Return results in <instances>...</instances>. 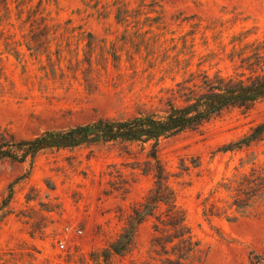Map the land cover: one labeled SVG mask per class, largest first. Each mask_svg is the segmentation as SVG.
Masks as SVG:
<instances>
[{
	"label": "rangeland",
	"instance_id": "1",
	"mask_svg": "<svg viewBox=\"0 0 264 264\" xmlns=\"http://www.w3.org/2000/svg\"><path fill=\"white\" fill-rule=\"evenodd\" d=\"M263 67L264 0H0V144L100 118L164 116L203 92L206 77L248 81ZM262 122L264 97L157 146L117 140L0 159V264H94L159 167L199 242L189 264H264V201L237 214L222 186L264 166V134L219 150ZM154 222L108 264H162ZM68 224L82 233L61 249Z\"/></svg>",
	"mask_w": 264,
	"mask_h": 264
},
{
	"label": "trees",
	"instance_id": "2",
	"mask_svg": "<svg viewBox=\"0 0 264 264\" xmlns=\"http://www.w3.org/2000/svg\"><path fill=\"white\" fill-rule=\"evenodd\" d=\"M262 71L263 68H260ZM205 90L183 106L171 105L164 116L144 114L133 118H100L94 122L79 124L66 129L46 130L31 139L7 140L0 144V159L23 160L50 148H74L83 144L108 141L148 142L154 146L162 138L196 129L202 123L230 105L250 104L264 97V71L245 81L234 77L216 75L203 81ZM264 134V122L255 126L249 134L219 148L234 151L249 146ZM154 158H157L154 154ZM155 185L143 202L133 207L127 224L116 239L98 251L91 253L94 264H108L115 255L131 250L139 226L148 216L154 217L153 244L159 245L164 258L162 264H189L199 242L194 238L187 223V213L178 204L175 190L165 180L162 168L155 175ZM231 193L237 214H246L249 208L264 201V166L253 167L250 173L227 179L222 184ZM161 203L166 207L159 213ZM237 217V216H235Z\"/></svg>",
	"mask_w": 264,
	"mask_h": 264
},
{
	"label": "built area",
	"instance_id": "3",
	"mask_svg": "<svg viewBox=\"0 0 264 264\" xmlns=\"http://www.w3.org/2000/svg\"><path fill=\"white\" fill-rule=\"evenodd\" d=\"M82 233V229L73 224H68L64 227L63 237L60 238L57 242L58 247L64 249L66 246L67 239L74 237V235H78Z\"/></svg>",
	"mask_w": 264,
	"mask_h": 264
}]
</instances>
